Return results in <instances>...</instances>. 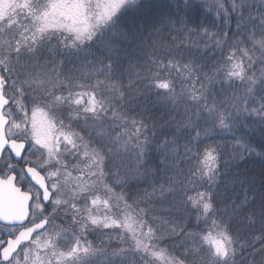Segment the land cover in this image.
Listing matches in <instances>:
<instances>
[{"label":"snow or ice","instance_id":"snow-or-ice-1","mask_svg":"<svg viewBox=\"0 0 264 264\" xmlns=\"http://www.w3.org/2000/svg\"><path fill=\"white\" fill-rule=\"evenodd\" d=\"M0 264H264V0H0Z\"/></svg>","mask_w":264,"mask_h":264},{"label":"trees","instance_id":"trees-1","mask_svg":"<svg viewBox=\"0 0 264 264\" xmlns=\"http://www.w3.org/2000/svg\"><path fill=\"white\" fill-rule=\"evenodd\" d=\"M250 2H255L258 4L259 0H250ZM220 142H227L229 145H231L232 143L230 137L227 134L224 135L223 140ZM228 151L231 152V148H229ZM238 163L241 165V168L239 169L240 171H243L245 169H253V168L258 169L259 168L258 159L253 160L252 158H249L247 163H245L244 161H239Z\"/></svg>","mask_w":264,"mask_h":264}]
</instances>
